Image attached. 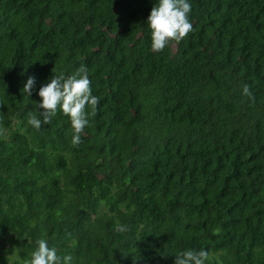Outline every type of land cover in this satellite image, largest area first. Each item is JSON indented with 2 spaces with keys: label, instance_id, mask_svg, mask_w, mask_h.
I'll return each instance as SVG.
<instances>
[{
  "label": "trees",
  "instance_id": "1",
  "mask_svg": "<svg viewBox=\"0 0 264 264\" xmlns=\"http://www.w3.org/2000/svg\"><path fill=\"white\" fill-rule=\"evenodd\" d=\"M189 2L155 52L158 0H0V264L41 238L73 264H264V0ZM81 64L100 103L74 147L62 111L27 121Z\"/></svg>",
  "mask_w": 264,
  "mask_h": 264
},
{
  "label": "clouds",
  "instance_id": "2",
  "mask_svg": "<svg viewBox=\"0 0 264 264\" xmlns=\"http://www.w3.org/2000/svg\"><path fill=\"white\" fill-rule=\"evenodd\" d=\"M191 11L189 0H158L147 18L153 51L161 52L171 41L179 43L194 31L190 20ZM34 86L35 78L29 77L23 92L30 96ZM243 95L252 98L253 94L247 84L243 86ZM38 96L41 99L36 108L43 111L31 113L27 123L39 131L43 125L52 123L58 110L62 111L71 122V144L79 146L82 143V133L89 124V116L97 114L100 103V98L92 94L87 67L81 64L74 74L67 77L54 75L50 82L39 88ZM127 230L126 225L116 226L117 232ZM36 245L26 264H73L71 255H59L56 247H49L45 239H38ZM208 259L209 253L206 250L188 249L176 255L174 264H206Z\"/></svg>",
  "mask_w": 264,
  "mask_h": 264
}]
</instances>
